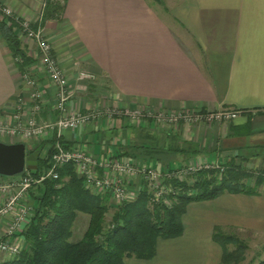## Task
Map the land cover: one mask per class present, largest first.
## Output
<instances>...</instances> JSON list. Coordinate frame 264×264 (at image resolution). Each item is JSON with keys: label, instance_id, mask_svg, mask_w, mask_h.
<instances>
[{"label": "crops", "instance_id": "1", "mask_svg": "<svg viewBox=\"0 0 264 264\" xmlns=\"http://www.w3.org/2000/svg\"><path fill=\"white\" fill-rule=\"evenodd\" d=\"M51 1L59 10L48 18L44 15L48 0L0 3L44 31L73 85L69 110L100 113L79 129H65L60 137L66 146H78L94 156L100 177L115 178L107 165L112 157L130 163L137 171L125 173L123 183L134 199L149 185L143 174L148 166L162 173L163 180L167 170L197 157L264 172V0ZM19 38L31 56L35 41L23 33ZM13 60L0 33V141L23 142L29 155L45 158L42 152L47 149L48 154L55 146L57 129L31 138L8 132L27 124L34 90ZM82 70L96 78L79 81ZM26 71L43 94L42 108L33 115L37 124L56 122L60 115L55 108L56 85L35 60ZM224 110L236 111L237 116L192 123L169 119L185 112ZM31 166L36 169L38 160ZM17 178L0 176V187ZM250 180L254 185V178ZM32 190L41 192L38 187ZM17 191L0 188V204ZM32 195L26 201L35 205ZM21 202L0 219V238L24 249L28 223L20 231L8 232ZM110 205L113 214L117 203L112 195ZM183 224V235L158 239L154 258L126 257L125 264H221L223 250L213 239L216 227L264 238V183L256 194L224 192L191 202ZM10 258L0 253V260Z\"/></svg>", "mask_w": 264, "mask_h": 264}, {"label": "trees", "instance_id": "2", "mask_svg": "<svg viewBox=\"0 0 264 264\" xmlns=\"http://www.w3.org/2000/svg\"><path fill=\"white\" fill-rule=\"evenodd\" d=\"M57 10L58 5L48 0L45 18L54 17ZM20 20L16 16L0 18V33L13 56L22 58V63L16 64L24 72L34 60L22 47ZM52 153L53 149L45 158L40 157L36 169L27 170L39 176L45 166H50ZM225 167L221 177L218 169L201 170L193 177V183L180 177H167L164 183L176 189L168 201L154 200L153 189L146 185L134 199L116 202L112 214L109 213L111 193L91 190L75 163H66L57 169L58 178H47L35 185L41 192L35 194L32 190L35 205L24 231L27 246L18 255L0 260V264H125L126 257L150 260L156 256L158 239L183 235V216L191 202L214 199L224 192L256 194L264 183V175H260L255 186L250 187L244 181L248 173L234 165ZM79 212L90 217L83 237L72 241ZM213 239L223 250L221 264L232 262L236 254L228 250L229 239L221 227H216ZM243 254L240 247L238 256ZM258 264H264V259Z\"/></svg>", "mask_w": 264, "mask_h": 264}, {"label": "built area", "instance_id": "3", "mask_svg": "<svg viewBox=\"0 0 264 264\" xmlns=\"http://www.w3.org/2000/svg\"><path fill=\"white\" fill-rule=\"evenodd\" d=\"M0 10L4 16H15L13 11L0 3ZM18 19V18H17ZM21 33L25 34L30 39H33L38 47L37 57L43 63L45 71L53 84L57 87V102L55 108L59 111L60 115L56 122H49L47 124H37L35 114H37L42 108L43 94L40 89H37L38 81L30 75V73L23 74L25 82L34 88L32 93L33 104L31 108V117L28 119L27 124L20 128L15 127L9 129L8 132L12 134H22L23 137H39L49 130H56L58 138L55 143V147L50 159V166L46 168L39 176L32 174L26 168L25 172L18 175V178L14 181L6 184H2L0 188L11 189L16 187L18 189L10 199L3 204H0V219L14 208L18 200H22L19 213L15 217L14 221L9 227L8 232L10 234L22 230L24 224L29 223L32 215V205L28 204L26 199L31 195V189L42 183L47 178H58L57 169L66 163H75L77 171L84 176L86 186L95 191H108L117 203H123L130 198V192L127 186L123 183V175L128 172H134L132 165L128 162H122L112 157L107 165L113 168V177H100L97 173L98 161L94 156L86 154L85 151L78 146H66L61 141V136L65 129H79L83 124L90 120L96 119L100 113L96 111L83 112L82 110L71 112L69 110V103L73 96V85L66 73L63 71L58 59L53 54L52 45L44 36V31L40 28L35 29L28 21L20 20ZM20 33V34H21ZM19 59V57L17 58ZM95 74L89 70H82L79 72V81H93ZM182 116V117H181ZM237 116L236 111L224 110L220 112H206V113H192L185 112L182 114H173L169 119L171 121H179L183 119L186 122H197L203 120H222L231 119ZM5 130V129H3ZM187 167V166H186ZM184 167V168H186ZM181 170L171 171L167 177H179V171L192 170L193 166ZM137 171V170H136ZM143 174L146 176L151 189H153L154 200L158 201L164 198L166 190L172 191L171 184H165L163 182V175L155 169L153 166L144 168ZM166 175V173H165ZM22 248L14 242L4 240L0 238V253H7L14 257L21 252Z\"/></svg>", "mask_w": 264, "mask_h": 264}, {"label": "rangeland", "instance_id": "4", "mask_svg": "<svg viewBox=\"0 0 264 264\" xmlns=\"http://www.w3.org/2000/svg\"><path fill=\"white\" fill-rule=\"evenodd\" d=\"M152 1H154L157 4V3H161L160 1H162V0H160V1L152 0ZM2 17H4V15L2 14V12L0 10V18H2ZM33 51L34 52L31 55L32 59L39 62L40 65L43 66L42 61L40 60L39 57H37L38 47L35 46ZM17 58L14 57L13 61H14L15 65L18 67V65L16 63L21 64L22 58H20V57H19V59H17ZM31 63H33V62H31ZM43 68H44V66H43ZM26 72L27 71L25 69L24 72H22V74H25ZM215 112H220V111H215ZM139 115H141V114H139ZM163 117H165V115H163ZM179 121H184V120L180 119ZM212 121H216V120H212ZM171 122H176V121H171ZM184 122H186V121H184ZM192 122H188V123H192ZM35 140L36 139H33V142ZM54 147L55 146H53V150H54ZM46 150L47 149H44L42 152V156H44V157L47 155ZM29 153H30V149H27V156H29ZM36 158H38V155L36 156ZM36 158L34 159L35 161L38 160ZM190 162H191L190 164L186 165L187 167L183 166V168L184 167L188 168L189 166H193L192 170L183 171V173L181 171H179V177L183 178L184 180H189L190 183H193V181H194L193 177H196L197 174L199 173V171H201V170L218 169L219 170V175H218L219 177H221L222 173L224 172L223 168L225 167V165L220 164L217 161L210 162L207 159L197 157V158L191 159ZM231 163H230L231 165H234L235 167H238L241 170H243L244 172L248 173V177L245 178L244 181L246 184L248 183L247 185L250 187L255 186V184L252 185L253 183L252 184L250 183V181H251L250 179L254 178V180L256 182L257 177H259L260 175H264V172H261L258 174L255 173L256 169L248 168L247 166H245L241 162H240L241 165H237L236 162H231ZM179 168H182V167H179ZM179 168H177V169H179ZM186 168H184V169H186ZM173 170H175V169H171V170L166 171V175H165L163 182L167 178V175L169 173H172L171 171H173ZM175 172H178V171L175 170ZM248 179H249V181H248ZM254 180H253V182H254ZM36 186H34V188ZM175 190H174V188L172 189V191L166 190V193H164V198L166 199V201H168L171 193H174V194L176 193ZM30 195H31V197L33 196L32 192ZM29 201H31V199L30 200L28 199L27 203L32 205L33 208L31 211H32V213H34V204H33V202H29ZM88 217H89L88 214H85L82 212L78 213V217H77V219L74 223V226H73V235L71 237L72 241H78L83 237L85 230L87 228V225H85V222H86L85 219H87V222H88V219H89ZM223 233L229 239V244L227 245L228 250L231 251L232 254H234V255L236 254L233 257L232 262H230L228 264H258V262L260 260L264 259V238L263 237H261L259 235L255 236V234L247 232V231L223 230ZM240 247H242L244 249L243 256H241V255L238 256V254L240 253Z\"/></svg>", "mask_w": 264, "mask_h": 264}, {"label": "water", "instance_id": "5", "mask_svg": "<svg viewBox=\"0 0 264 264\" xmlns=\"http://www.w3.org/2000/svg\"><path fill=\"white\" fill-rule=\"evenodd\" d=\"M37 154L27 156L26 145L23 142L5 143L0 141V175L16 176L33 168L32 163Z\"/></svg>", "mask_w": 264, "mask_h": 264}]
</instances>
